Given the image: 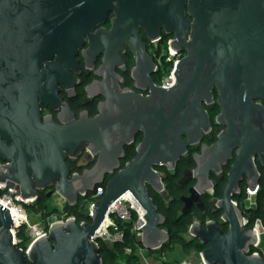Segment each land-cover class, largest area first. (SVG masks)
I'll return each instance as SVG.
<instances>
[{"label": "water", "instance_id": "95a60500", "mask_svg": "<svg viewBox=\"0 0 264 264\" xmlns=\"http://www.w3.org/2000/svg\"><path fill=\"white\" fill-rule=\"evenodd\" d=\"M111 10L115 11L112 29L93 34ZM138 26L146 30L149 39L162 29L165 35L173 36L171 47L185 52L172 72L173 86L152 88L147 97L126 93L121 99L124 106L107 98L97 118L81 121L77 135L63 134L50 143L36 120L35 104L32 134L15 124L7 125L9 115L25 110L28 87L47 77L46 70L39 72L42 63L56 55V60L74 64L84 37L89 56L104 51L105 67L112 38L121 37L119 40L127 41L136 55L139 70L145 56ZM116 48L121 49L119 41ZM214 86L222 109L216 122L227 128L210 148L211 153L222 152L224 161L232 143L239 146L222 199L223 217L230 228L221 236L211 222L203 229L194 225L190 233L208 245L200 253L205 264H264L261 254H249L257 242L255 232L243 224L242 216L234 219L227 202V189L241 181L242 174L245 187L255 190L258 186L253 155L264 168V107L252 103L253 99L264 102V0H0V132L17 129L13 133L17 141L14 164L8 166L9 174H0V183H7L16 191L15 196L24 200L35 198L37 189L53 183L59 197L73 205L104 183L102 175L118 168L122 146L134 133L143 132L136 157L108 179L104 193L92 206L89 221L72 219L54 224L25 252L15 248L10 232L14 223L9 210L0 205V264H103L100 247L92 237L110 204L126 191L145 211V224L139 228L141 244L148 251L161 247L168 234L160 228L163 218L156 213L145 184L160 189L154 184L157 180L152 166H174L186 147L199 138L200 129L208 128L202 103L212 101ZM254 113L259 114L256 121ZM180 134L187 137L186 142ZM85 147L89 155L96 156L99 151L96 164L68 179L65 156L78 157ZM4 150L0 141V151ZM203 160L195 178L202 175L205 182L207 171L218 167L213 160ZM249 167H253L251 176Z\"/></svg>", "mask_w": 264, "mask_h": 264}, {"label": "flooded vegetation", "instance_id": "af4514ba", "mask_svg": "<svg viewBox=\"0 0 264 264\" xmlns=\"http://www.w3.org/2000/svg\"><path fill=\"white\" fill-rule=\"evenodd\" d=\"M115 18V11L111 10L107 13L102 24L93 30V34L99 29L110 31L112 29V20ZM147 19V17H145ZM190 23L192 19L189 18ZM190 30V27L187 29ZM139 43L144 46L145 61L139 70H136V55L132 48L121 37L114 36L111 40L109 64L104 65L105 53L99 51L95 56H89L86 51L89 47L84 37V44L78 49L75 55V63L62 62L56 60V55L42 63V70L47 71V77L35 82L26 90L28 100L26 101L25 110L17 113L15 116L9 115L7 125L22 129L29 135L35 130L34 128V104L37 105L36 120L45 133L47 143L54 138L63 134H74L82 129L80 126L83 119L93 120L100 115V108L107 98L116 101L118 106H124L121 99L126 93H132L137 96L147 97L151 94V89L161 86L163 70L167 67L165 59L160 58V48L162 42L173 36H167L160 29L158 35L149 39L146 30L138 26ZM120 42L121 49L116 48V42ZM183 57L185 52L179 51ZM87 56V59H86ZM163 59V63H162ZM104 65V66H103ZM174 85V84H173ZM163 88V87H162ZM168 89V88H165ZM218 91L214 86L212 89V101L208 104L202 103V106L208 115L209 126L207 129H200V136L186 147V151L175 162L174 166L166 164L153 165L152 171L156 174L158 186L146 183V190L152 205L156 208V213L162 216L163 221L160 226L168 234V243L173 240V236L177 229L186 226L185 231H178L177 239L183 244L191 245L193 243L201 244L200 241L190 233L194 225L205 228L206 224L214 222L220 229V235L225 236L230 228V223L223 217L224 209L222 208V199L224 197V188L228 182L229 173L233 164L237 159V151L239 146L233 142V147L229 157L222 158V152L211 153L210 148L217 142L220 134L226 130V126L216 122L222 109L217 103ZM122 103V104H121ZM253 104L264 107V102L259 99H253ZM264 113V111H263ZM259 116L258 113L252 114L254 121ZM253 121L252 126L257 127L258 124ZM12 123V124H11ZM10 127V126H9ZM16 127L10 130H1L0 141L5 147L4 152L0 151V174H9L8 166L14 164L13 149L17 141L13 133ZM32 132V133H31ZM239 135V131L237 132ZM143 139V132L137 131L133 138L122 146V155L118 158V168L108 171L102 175L104 181L101 186L105 188L108 179L113 177L125 165L136 157V151L139 143ZM183 142L187 141V137L180 134ZM27 146L28 145H24ZM87 147L81 149L78 157L66 155L63 162L68 166V179L73 175H80L84 170L91 169L97 162L99 151L96 156L85 155ZM203 157V158H202ZM204 159V160H203ZM213 160L217 169L210 168L206 173L204 182L203 176L199 175V179L195 178V171L201 165V161ZM252 163L256 168L259 176V183L264 180V168L261 167L259 158L253 155ZM253 167L248 168L251 176ZM14 174V173H13ZM31 174H28V178ZM96 187V186H95ZM94 187V189H95ZM245 188V176L241 175V181L237 182L234 187L227 189V202L231 207V213L234 219L239 220L242 216V222L247 228L250 227L248 218V210L255 208L251 205L244 204L243 195ZM93 189V190H94ZM93 190L87 192L93 196ZM105 190V189H104ZM86 197H79L73 205H68L61 199L51 183L49 187L36 190L34 206L38 208L39 202L47 207L50 200L59 202L54 208L65 210L82 209L86 204ZM74 215L71 211L65 212ZM75 216V215H74ZM76 220V216H75ZM162 244V245H163ZM208 247L207 244H201ZM162 247V246H161ZM156 251H148L147 256ZM28 264V263H27Z\"/></svg>", "mask_w": 264, "mask_h": 264}, {"label": "built area", "instance_id": "2783aa9c", "mask_svg": "<svg viewBox=\"0 0 264 264\" xmlns=\"http://www.w3.org/2000/svg\"><path fill=\"white\" fill-rule=\"evenodd\" d=\"M171 41V38L164 40L162 42V47L160 48V58L165 59L167 66L163 72L166 69L168 70L167 73H163L162 75V87L173 86L175 77L172 72L175 70L176 63L182 58V56L179 54V51L171 47ZM104 189L105 188L101 185L96 186L93 190L92 199H87L86 197L88 216L91 214L92 206L95 200L104 193ZM259 191L260 185H258L255 190L245 187V202H251L247 205H251L252 207L255 206V200ZM15 195L16 191L9 188L7 183L6 185L0 183V205L9 210L10 217L14 223L10 232L12 234V242L15 245V248H19L25 252H28L31 244L38 238L46 236L48 234L49 228L52 225L64 223L67 220H75L74 215L66 214L62 212V209H60V212L58 213L60 220L50 221V216L47 217L45 219L46 221L44 229L38 231L34 237L30 238L28 236V230L32 229L33 227L30 224V216L28 215L26 208L32 206L36 198L30 197L24 200L20 196ZM144 215L145 211L143 207L134 198L132 193L126 191L110 204L102 224L97 229L92 239L99 247L100 245H105L109 248H112L115 245H120L121 253L126 257L131 256L134 252V249L136 250L135 254L137 255L145 254L148 252V250L141 244L142 229H139L145 224V220L143 218ZM252 230L257 236V242L253 248L259 249L258 231L264 234V227L260 222L257 221L253 225ZM21 231L24 233L23 237L20 236ZM129 241L133 242L132 247L128 245ZM160 248L161 247L150 251H157ZM254 254L260 253L255 252ZM120 264H125V262L120 261ZM201 264H205L203 260Z\"/></svg>", "mask_w": 264, "mask_h": 264}, {"label": "rangeland", "instance_id": "374dc122", "mask_svg": "<svg viewBox=\"0 0 264 264\" xmlns=\"http://www.w3.org/2000/svg\"><path fill=\"white\" fill-rule=\"evenodd\" d=\"M167 69L164 71V73H167ZM245 188H244V195L243 200H245ZM251 202H245L244 204H250ZM47 210L48 211H54L53 214L50 215V221L54 220H60V217H58V213L60 212L59 208H54L56 205H59V202H55V200H50L47 203ZM36 209V206L34 207L29 206L26 208L28 215L30 216V224L33 227L32 229L28 230V236L30 238L34 237L36 233L40 230H43L45 227V221L44 217L41 215L40 212H38ZM72 210H65L62 212H72L75 216L81 215V216H88V210L85 204V207L81 210L75 209L71 207ZM49 217V216H48ZM47 218V217H46ZM130 243H133L132 241H129ZM202 248H207V246L203 245ZM259 251L261 255L264 258V234H261V242L259 245ZM201 250L197 248H192L189 250H186L181 245H174L173 247H162L156 252H153L150 255L146 254H139L137 263L138 264H201V256H200Z\"/></svg>", "mask_w": 264, "mask_h": 264}, {"label": "trees", "instance_id": "16d2710c", "mask_svg": "<svg viewBox=\"0 0 264 264\" xmlns=\"http://www.w3.org/2000/svg\"><path fill=\"white\" fill-rule=\"evenodd\" d=\"M260 183H261L260 184V191L256 197V200H255V208L248 210V218H249V222H250V227H253V225L257 221L260 222L261 225L264 227V180H262ZM87 199H92V196L89 195ZM38 205H39L38 209H36V210L41 213V215L44 217V220L46 219V217H48L54 213V211H48L47 207L44 206L42 202H39ZM89 220L90 219L88 216L76 215L77 223L87 222ZM186 228H187L186 226H183L182 228L177 229L176 233H178V231H180V230L185 231ZM176 233L173 236L174 239L169 241L168 243L163 244L162 247L168 246L171 248L174 245L178 244V245L183 246V248L186 250H189L192 248H197V249H200L202 252L205 249V248H202L203 245L198 244V243H193L191 245L183 244L182 242H180L177 239L178 234H176ZM20 236L21 237L24 236L23 231H21ZM128 245L130 247H132L133 243L129 242ZM135 251L136 250L134 249L133 254L131 256L126 257V256L122 255L120 245H115L112 248H109L108 246H105V245H100V256L103 260V264H120V261L125 262V264H138L137 263L138 255L135 254ZM255 252L260 253L259 249L251 248L249 250V254H253Z\"/></svg>", "mask_w": 264, "mask_h": 264}, {"label": "bare ground", "instance_id": "6f19581e", "mask_svg": "<svg viewBox=\"0 0 264 264\" xmlns=\"http://www.w3.org/2000/svg\"><path fill=\"white\" fill-rule=\"evenodd\" d=\"M257 232V231H256ZM261 232L260 231H258V237H259V245H260V242H261Z\"/></svg>", "mask_w": 264, "mask_h": 264}]
</instances>
